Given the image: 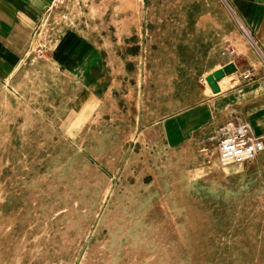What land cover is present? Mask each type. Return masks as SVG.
<instances>
[{
    "label": "rangeland",
    "instance_id": "rangeland-1",
    "mask_svg": "<svg viewBox=\"0 0 264 264\" xmlns=\"http://www.w3.org/2000/svg\"><path fill=\"white\" fill-rule=\"evenodd\" d=\"M136 1L62 0L63 22L40 29L88 30L111 54L110 95L82 127L60 121L69 78L17 95L0 83V264H264L263 157L223 165L218 138L168 146L136 122L142 97L164 113L167 90L137 87L145 55L166 50L128 33Z\"/></svg>",
    "mask_w": 264,
    "mask_h": 264
},
{
    "label": "crops",
    "instance_id": "crops-1",
    "mask_svg": "<svg viewBox=\"0 0 264 264\" xmlns=\"http://www.w3.org/2000/svg\"><path fill=\"white\" fill-rule=\"evenodd\" d=\"M50 3L0 0V83L20 94V88L31 89L42 80L43 89H61L69 78L67 88L75 92L60 121L80 128L86 123L79 122L80 116L94 112L110 95L111 54L94 33L64 26L58 20L62 3L49 9ZM48 16L62 21L49 39L40 31ZM125 18L136 27L128 33L150 37V49L166 50L145 55V75L142 70L137 84L143 90L165 82L166 109L158 115L151 99L142 97L137 124L159 126L168 146L196 142L202 152L207 144H217L219 129L229 122L247 121L255 134L264 135V0H137L134 16ZM36 43L47 47L42 58L33 52ZM229 64L234 71L219 79L220 89L213 91L206 76ZM122 65L126 73V62ZM165 65L156 78L155 67ZM247 70L253 72L250 78L243 75ZM260 157L264 150L253 160ZM261 166L264 170V160Z\"/></svg>",
    "mask_w": 264,
    "mask_h": 264
},
{
    "label": "built area",
    "instance_id": "built-area-1",
    "mask_svg": "<svg viewBox=\"0 0 264 264\" xmlns=\"http://www.w3.org/2000/svg\"><path fill=\"white\" fill-rule=\"evenodd\" d=\"M60 2L62 0H51L49 9ZM243 75L250 78L253 72L247 70ZM219 133L218 151L223 165L248 162L264 150V135L255 134L247 121L229 122L219 129Z\"/></svg>",
    "mask_w": 264,
    "mask_h": 264
},
{
    "label": "water",
    "instance_id": "water-1",
    "mask_svg": "<svg viewBox=\"0 0 264 264\" xmlns=\"http://www.w3.org/2000/svg\"><path fill=\"white\" fill-rule=\"evenodd\" d=\"M235 67L233 64L223 66L214 70L206 76V80L210 84L213 91H218L220 89L218 80L224 77L227 73L234 71Z\"/></svg>",
    "mask_w": 264,
    "mask_h": 264
}]
</instances>
